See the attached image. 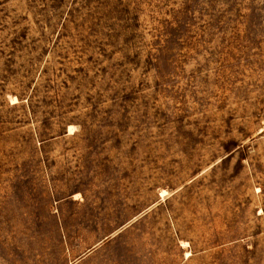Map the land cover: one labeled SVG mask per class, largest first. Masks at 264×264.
<instances>
[{
    "label": "rangeland",
    "instance_id": "rangeland-1",
    "mask_svg": "<svg viewBox=\"0 0 264 264\" xmlns=\"http://www.w3.org/2000/svg\"><path fill=\"white\" fill-rule=\"evenodd\" d=\"M0 264H264V0H0Z\"/></svg>",
    "mask_w": 264,
    "mask_h": 264
}]
</instances>
